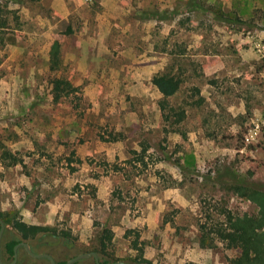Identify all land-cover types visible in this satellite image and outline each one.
<instances>
[{"label":"rangeland","instance_id":"rangeland-1","mask_svg":"<svg viewBox=\"0 0 264 264\" xmlns=\"http://www.w3.org/2000/svg\"><path fill=\"white\" fill-rule=\"evenodd\" d=\"M263 25L264 0H0V212L67 233L19 242L56 264L107 229L100 264H233L200 225L255 215L234 188L264 190ZM163 73L182 81L167 119Z\"/></svg>","mask_w":264,"mask_h":264},{"label":"trees","instance_id":"trees-1","mask_svg":"<svg viewBox=\"0 0 264 264\" xmlns=\"http://www.w3.org/2000/svg\"><path fill=\"white\" fill-rule=\"evenodd\" d=\"M198 6V5H197ZM210 9H208L209 11ZM211 12H213L211 10ZM215 14L218 16H223L220 10L216 11ZM234 19V21H239L238 17H229ZM229 19L228 21H230ZM264 26V25H263ZM58 45L53 44L51 47V56L58 54ZM52 60L54 62L55 59ZM181 79L176 75L170 73H163L154 75L151 78L152 86L158 91L162 96L159 101V107L162 110L163 118L167 119L165 114L166 105H168L167 99L174 96L181 84ZM52 90L55 93H70L75 91L71 83L67 80L60 78H53L51 81ZM179 119L183 118V112L177 113ZM235 193L245 198L246 200L252 202L256 208L257 212L255 215H235L227 212L224 214V220L217 227L212 230L206 229L205 225H200V246H210L212 245V239H208L210 234L223 242H225L228 248L239 249V255L233 260V264H264V190L249 188L245 185H238L234 188ZM0 220L4 225L10 226L16 233H18L19 239L17 240H5L4 235L1 240V259L2 262L6 263L8 260L12 259L13 247L19 243L20 240H31L37 236H42L46 234H51L56 236V239H62L67 241V233L60 232L57 233L56 229L49 226H39V225H29L20 220L9 218L6 214L0 212ZM112 233L105 229L102 231V235L98 238L97 246L92 250L96 254L104 252L106 249L107 242H110ZM209 240L208 244L205 245L206 241ZM6 256V257H5ZM25 257H30L25 253ZM46 261V260H45ZM147 264L148 261H142ZM65 262H57L56 264H64ZM128 264H131L127 262ZM102 264H106L105 262Z\"/></svg>","mask_w":264,"mask_h":264},{"label":"water","instance_id":"water-1","mask_svg":"<svg viewBox=\"0 0 264 264\" xmlns=\"http://www.w3.org/2000/svg\"><path fill=\"white\" fill-rule=\"evenodd\" d=\"M3 230H4V224L3 222L0 220V245H1V239H2V234H3ZM19 247H23L24 250L26 251V253L33 257V258H46L48 259L50 264H55L54 260L47 254H34L27 243L25 242H19L17 243L14 247H13V259L9 264H14V262L16 261L17 258V248ZM88 257H92L94 259L95 264H100L97 258V255L94 252H88V253H82V254H78L76 256H74L73 258L67 260L65 262V264H72L73 262L79 260V259H83V258H88ZM0 264H3L1 262V257H0ZM108 264H126L123 261H116V262H111Z\"/></svg>","mask_w":264,"mask_h":264},{"label":"flooded vegetation","instance_id":"flooded-vegetation-1","mask_svg":"<svg viewBox=\"0 0 264 264\" xmlns=\"http://www.w3.org/2000/svg\"><path fill=\"white\" fill-rule=\"evenodd\" d=\"M1 246V245H0ZM12 258H13V256H12ZM66 262V261H65ZM65 264V263H64Z\"/></svg>","mask_w":264,"mask_h":264}]
</instances>
